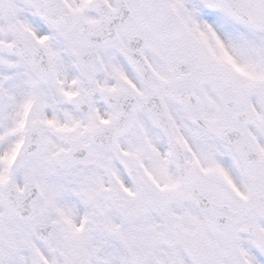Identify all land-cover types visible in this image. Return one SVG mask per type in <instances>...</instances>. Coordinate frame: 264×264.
Here are the masks:
<instances>
[{"label":"snow or ice","instance_id":"obj_1","mask_svg":"<svg viewBox=\"0 0 264 264\" xmlns=\"http://www.w3.org/2000/svg\"><path fill=\"white\" fill-rule=\"evenodd\" d=\"M0 264H264V0H0Z\"/></svg>","mask_w":264,"mask_h":264}]
</instances>
